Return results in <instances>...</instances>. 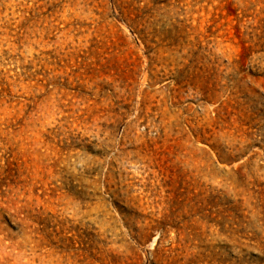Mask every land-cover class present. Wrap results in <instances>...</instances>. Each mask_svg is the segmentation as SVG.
I'll return each mask as SVG.
<instances>
[{"label": "rangeland", "instance_id": "374dc122", "mask_svg": "<svg viewBox=\"0 0 264 264\" xmlns=\"http://www.w3.org/2000/svg\"><path fill=\"white\" fill-rule=\"evenodd\" d=\"M0 264H264V0H0Z\"/></svg>", "mask_w": 264, "mask_h": 264}]
</instances>
